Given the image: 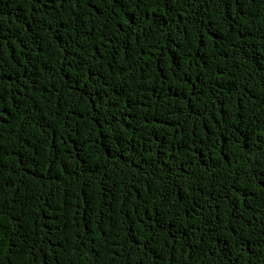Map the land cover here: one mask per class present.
<instances>
[{
    "label": "trees",
    "instance_id": "trees-1",
    "mask_svg": "<svg viewBox=\"0 0 264 264\" xmlns=\"http://www.w3.org/2000/svg\"><path fill=\"white\" fill-rule=\"evenodd\" d=\"M0 264H264V0H0Z\"/></svg>",
    "mask_w": 264,
    "mask_h": 264
}]
</instances>
